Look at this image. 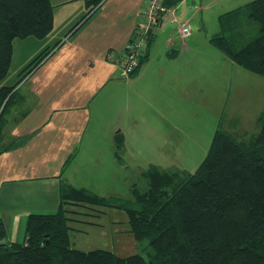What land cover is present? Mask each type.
I'll return each mask as SVG.
<instances>
[{
	"label": "crops",
	"instance_id": "0c3cea01",
	"mask_svg": "<svg viewBox=\"0 0 264 264\" xmlns=\"http://www.w3.org/2000/svg\"><path fill=\"white\" fill-rule=\"evenodd\" d=\"M48 1L54 6L52 31L44 38H15L8 74L0 81V88L17 91L2 123L0 147L12 146L0 152V221L8 243L25 239L29 215L59 210L62 181L100 195L116 196L121 189L126 195L127 171L116 158V136H124L126 154L137 132L143 131V141L153 132L164 136L179 121L184 98L194 102L200 91L203 61L209 71L220 66L240 72L224 55L217 64L215 35L207 37L201 29L206 13L218 14L220 21L254 0H181L167 6L152 30L148 58L131 77L116 61L143 19L146 0H102L97 7L87 0ZM184 23L192 29L188 37L180 33ZM232 86L224 85L228 100ZM138 111H156L162 127L154 115Z\"/></svg>",
	"mask_w": 264,
	"mask_h": 264
},
{
	"label": "trees",
	"instance_id": "16d2710c",
	"mask_svg": "<svg viewBox=\"0 0 264 264\" xmlns=\"http://www.w3.org/2000/svg\"><path fill=\"white\" fill-rule=\"evenodd\" d=\"M101 1L87 0L95 7ZM179 1L167 0L165 5ZM246 15L259 24V31L236 49L227 34ZM220 24L222 33L211 43L238 66L264 77V0L222 15ZM53 25L54 6L48 0H0V81L10 68L13 40L44 38ZM150 42L151 37L140 66L148 58ZM51 50L34 60L29 73ZM15 89L0 88V147L2 123L15 103ZM257 122L258 132L244 138L218 128L207 156L193 173L150 166L141 174L147 189L133 184L129 197L102 196L62 181L59 210L29 215L22 242H5L0 221V264H264V112ZM115 144L121 162L122 134ZM110 209L126 214L129 232L138 242L149 241L146 255L122 257L107 250L75 248L73 222H82L85 210L105 215Z\"/></svg>",
	"mask_w": 264,
	"mask_h": 264
},
{
	"label": "rangeland",
	"instance_id": "374dc122",
	"mask_svg": "<svg viewBox=\"0 0 264 264\" xmlns=\"http://www.w3.org/2000/svg\"><path fill=\"white\" fill-rule=\"evenodd\" d=\"M208 13L205 14L202 24L204 27L201 31L207 37L216 36L221 33L219 15ZM199 20L201 21V16ZM258 31L259 24L247 16L240 21L239 27L227 34V38L234 48L239 49L253 39ZM215 51L218 53L216 62L221 65L219 62L225 57L220 58L223 54L216 49ZM212 72L217 78L212 76ZM200 75V91L195 92L194 102L187 97L184 98L183 111H180L177 117L179 121L168 125L164 136L161 137L159 133L153 132L151 139L147 138L143 141L141 138L144 137L143 131L135 133L128 147L129 154H126L124 140V148L119 155L128 172L124 171L128 194L125 195L124 189H121L116 197H129L130 186L133 184H137L141 189H147V181L141 174L152 165L165 170L195 172L208 154L219 122L223 130L239 138L250 137L258 132L259 125L256 118L264 111L262 76L244 69L236 74L234 70L226 71L220 66L213 67V70L209 71L205 61L202 62ZM209 79L211 84L208 83ZM228 83L233 84L229 100L226 93L228 91L224 87ZM185 89V94H188L187 88ZM155 112L138 111V114L154 115L152 119L157 120L160 126V118H157ZM116 158L120 162L117 156ZM106 212L107 214L101 215L97 211L85 210V217L81 218L82 222H73L72 227L75 231L72 234V243L76 249L87 252L107 250L122 257L146 255L145 253L151 250L148 240L138 242L129 232L128 219L124 212L115 209Z\"/></svg>",
	"mask_w": 264,
	"mask_h": 264
},
{
	"label": "built area",
	"instance_id": "2783aa9c",
	"mask_svg": "<svg viewBox=\"0 0 264 264\" xmlns=\"http://www.w3.org/2000/svg\"><path fill=\"white\" fill-rule=\"evenodd\" d=\"M167 0H146L143 19L135 28V31L125 48L123 57L117 60L123 75L131 77L138 70L142 55L146 52L153 28L158 26L167 12L165 5ZM182 37H188L192 33L189 23L180 25Z\"/></svg>",
	"mask_w": 264,
	"mask_h": 264
}]
</instances>
